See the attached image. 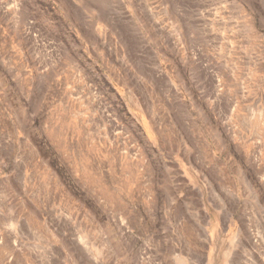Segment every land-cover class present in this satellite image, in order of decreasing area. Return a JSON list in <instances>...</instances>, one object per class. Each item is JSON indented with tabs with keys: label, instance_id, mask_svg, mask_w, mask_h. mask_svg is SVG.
<instances>
[{
	"label": "rangeland",
	"instance_id": "374dc122",
	"mask_svg": "<svg viewBox=\"0 0 264 264\" xmlns=\"http://www.w3.org/2000/svg\"><path fill=\"white\" fill-rule=\"evenodd\" d=\"M0 264H264V0H0Z\"/></svg>",
	"mask_w": 264,
	"mask_h": 264
},
{
	"label": "bare ground",
	"instance_id": "6f19581e",
	"mask_svg": "<svg viewBox=\"0 0 264 264\" xmlns=\"http://www.w3.org/2000/svg\"><path fill=\"white\" fill-rule=\"evenodd\" d=\"M256 260V259H255Z\"/></svg>",
	"mask_w": 264,
	"mask_h": 264
}]
</instances>
